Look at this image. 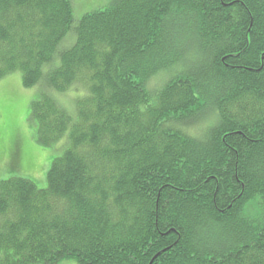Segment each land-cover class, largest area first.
<instances>
[{
  "label": "trees",
  "instance_id": "1",
  "mask_svg": "<svg viewBox=\"0 0 264 264\" xmlns=\"http://www.w3.org/2000/svg\"><path fill=\"white\" fill-rule=\"evenodd\" d=\"M14 71L66 146L0 181V264H264V0H0Z\"/></svg>",
  "mask_w": 264,
  "mask_h": 264
},
{
  "label": "rangeland",
  "instance_id": "2",
  "mask_svg": "<svg viewBox=\"0 0 264 264\" xmlns=\"http://www.w3.org/2000/svg\"><path fill=\"white\" fill-rule=\"evenodd\" d=\"M114 1L73 0L74 15L78 19L87 12L105 9ZM69 36L71 40L74 37ZM41 90L38 85L25 86L21 71H14L0 80V181L12 176L25 177L35 181L39 188H44L53 159L65 151L64 141L46 146L38 140L37 124L31 117V110L32 103L40 96ZM76 90L53 93L57 101L72 114L77 112L78 96L85 92L83 89ZM191 132L200 133L195 129H191ZM15 144L17 153L13 155ZM57 264L77 262L67 259Z\"/></svg>",
  "mask_w": 264,
  "mask_h": 264
}]
</instances>
